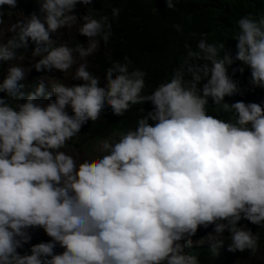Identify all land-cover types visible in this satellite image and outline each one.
I'll return each mask as SVG.
<instances>
[{
	"label": "clouds",
	"instance_id": "9594fccd",
	"mask_svg": "<svg viewBox=\"0 0 264 264\" xmlns=\"http://www.w3.org/2000/svg\"><path fill=\"white\" fill-rule=\"evenodd\" d=\"M95 2L31 0L19 12L18 0H0V60H17L0 79V264H201L186 249L203 242L221 259L257 256L264 102L236 95L242 87L230 66L242 62L252 88H264V14L236 21L234 54L203 36L185 44L171 77L145 93L146 73L127 54L102 81L89 70L88 57L108 44L120 13L113 6L93 16ZM77 33L87 40L72 43ZM29 38L32 51L20 55ZM133 105L142 106L134 128L76 149L68 143L106 108L121 117ZM37 227L44 240L18 251Z\"/></svg>",
	"mask_w": 264,
	"mask_h": 264
},
{
	"label": "trees",
	"instance_id": "16d2710c",
	"mask_svg": "<svg viewBox=\"0 0 264 264\" xmlns=\"http://www.w3.org/2000/svg\"><path fill=\"white\" fill-rule=\"evenodd\" d=\"M174 2L176 7L168 9L166 0H97L92 5L94 8H91L89 12L85 10V12L93 16H99L102 13L110 15L111 7L115 6L119 7L120 13L118 18L112 20L113 36L108 44L104 45L101 42L100 50L88 57L92 68L89 70L101 77L102 81L111 61L121 59L127 54L133 62L131 67H140L145 71L144 92L148 93L156 84L171 77L172 69L184 58L185 44L191 47L193 44L196 46L197 40L203 36L209 42L212 40L225 42L226 48L234 54L237 41L232 36L238 31L236 21L241 15L247 13H252L255 17L264 14V0H174ZM30 4L31 0H18L16 9L19 12L23 9L28 10ZM15 12L16 10L11 13ZM175 24H180L182 30L177 31ZM76 39L85 42L87 37L77 33L71 42L75 43ZM32 42L34 41L29 38L26 51L23 48L17 49L20 55L32 51L33 48H30ZM63 42L67 41L63 39ZM9 63H17V60L11 62L0 60V79L7 71ZM241 65L242 62L236 61L230 66V71L231 68H237L233 73V78L238 80L242 87V94L236 95L248 96L255 102H264V88L255 87L253 89L249 84L250 69L244 66V71L241 72L239 70ZM62 72L58 69L50 71L51 75L58 73L61 76ZM0 95L4 93L0 92ZM146 103L151 108V103ZM140 109L142 106L133 105L120 117L106 108L97 121L89 120L85 123L81 128V133L68 143L76 149L86 142L109 135L114 129L134 128L132 123L141 115ZM217 111L221 116L228 118L229 113L221 109ZM239 223L248 224L253 231L259 227L247 220H241ZM260 232L261 247L257 256H251L247 251H236L232 252L230 258L221 259L219 253L212 252L210 242H203L186 250L197 254L201 264H243L242 258L247 260L245 264H264V229H260ZM31 237V240L18 251L21 253L30 251L32 244L44 240L38 234L31 233ZM58 247L63 250L59 244Z\"/></svg>",
	"mask_w": 264,
	"mask_h": 264
},
{
	"label": "rangeland",
	"instance_id": "374dc122",
	"mask_svg": "<svg viewBox=\"0 0 264 264\" xmlns=\"http://www.w3.org/2000/svg\"><path fill=\"white\" fill-rule=\"evenodd\" d=\"M73 28L75 29V27H73ZM69 36H70V35H69ZM32 63H33L32 58H30V61H27V60L21 59L19 64H21V65H25V66H29V65H31ZM69 76H70V74L68 75V78H69ZM68 81L71 82V81H75V80H68ZM66 82H67V80H66ZM75 83H77V82H75ZM65 151H67V152H69V153L75 155V156L77 157L78 161H79L80 159L84 158V157H88V155L85 153V151H80V150H74V151H73V150H65ZM212 230H213V226L210 225V226L207 227L205 230H203L202 233H203V232H204V233H207V232H210V231H212ZM30 231H31L32 234H38L39 231H44V229L41 228V227H37V228L30 229ZM63 250H64V249H63ZM232 254H233V253H232ZM232 254H230L229 256H232ZM241 260H242V263H243V264L247 263V260H246L245 258H242Z\"/></svg>",
	"mask_w": 264,
	"mask_h": 264
},
{
	"label": "water",
	"instance_id": "95a60500",
	"mask_svg": "<svg viewBox=\"0 0 264 264\" xmlns=\"http://www.w3.org/2000/svg\"><path fill=\"white\" fill-rule=\"evenodd\" d=\"M33 74H34V71H33ZM35 74H36V73H35ZM35 74H34V75H35Z\"/></svg>",
	"mask_w": 264,
	"mask_h": 264
}]
</instances>
